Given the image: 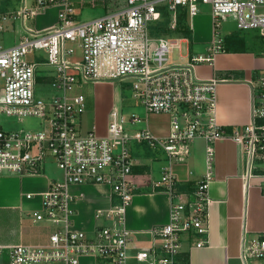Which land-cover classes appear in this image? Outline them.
Here are the masks:
<instances>
[{"label": "built area", "instance_id": "1", "mask_svg": "<svg viewBox=\"0 0 264 264\" xmlns=\"http://www.w3.org/2000/svg\"><path fill=\"white\" fill-rule=\"evenodd\" d=\"M5 1L0 0V113L37 117L47 125L36 132L6 131L0 125V173L40 175L51 157L64 173L63 182L53 183L42 194L43 211L34 213L37 221H48L56 230L46 244L9 247L10 264H80L83 256L94 257L97 264H130L132 232L126 212L135 190L130 179L133 141L164 151L170 167L185 161L196 141L206 145V173L191 194L181 193L171 168L164 169L156 186L172 197L170 221L153 231L156 244L136 253L139 264H182L185 236L207 235L217 142L232 141L242 147L245 178L260 180L264 193V73L253 91L250 122L224 127L216 115L218 80H201L194 71L195 64H212L224 51L218 32L224 16L236 15L240 32L256 30L264 41V0H21V7L8 10L3 8ZM201 4L211 6L214 19L210 55L195 58L190 65H169V54L180 49V39L168 35L177 32L181 13L196 17ZM53 7L60 8L57 25L26 27ZM87 7H103L106 14L81 22L78 10ZM166 15L169 34L165 35L158 27ZM18 22L26 35L5 47L2 35L9 24ZM117 82L132 86L134 99L147 115L171 117L169 136L159 138L148 130L127 136L125 125L141 119L117 109L110 113L106 137L94 132L82 135L78 120L87 110V98L79 89ZM39 84L51 85L59 95L39 98ZM95 184L109 185L116 203L97 213V218L105 217L111 224L89 237L73 230L68 188ZM242 247L245 264H264V234L244 239Z\"/></svg>", "mask_w": 264, "mask_h": 264}, {"label": "crops", "instance_id": "2", "mask_svg": "<svg viewBox=\"0 0 264 264\" xmlns=\"http://www.w3.org/2000/svg\"><path fill=\"white\" fill-rule=\"evenodd\" d=\"M4 5L6 10L19 8L17 3L16 6H10V3ZM59 12V7L47 9L43 15L51 19L37 29L57 25ZM196 17L191 18L188 24L193 31V48L190 39L179 38L180 43L190 44L191 47V50L188 47L189 54L182 65L192 64L195 58L208 57L215 40L213 14L210 24L204 22V18L197 20ZM235 33L239 32L223 30V39H227L230 50L217 54L212 64L198 63L194 66L199 79L218 80L216 115L218 123L224 127L244 126L250 122L253 91L264 73V46L259 32L255 42L239 33L238 43L240 48L245 49L242 52L235 50V39L231 37ZM91 88L90 94L86 95V113L93 118L88 133L106 137L110 113L118 109L127 117L141 119L135 125H125L127 136L134 137L143 130L159 138L169 136L171 117L166 114L147 115L134 99L132 90V99L126 100L123 94L120 96L117 93L116 84L99 83ZM215 151V176L209 189L211 203L205 223L208 233L205 236H185L180 255L182 264H245L242 260L243 240L264 234V193L260 180L245 178L246 158L242 147L232 141H219ZM131 152L134 167L130 179L135 190L127 208L126 224L132 232L130 264H139L136 253L156 244L153 231L170 221L172 197L156 186L164 169L170 165L164 151L152 149L146 144L131 142ZM55 164L47 159L40 175L0 173V247H3L0 264H10L9 247L46 244L56 230L50 222L37 221L34 217L35 212L43 211L42 194L53 183L64 180L59 169L53 167ZM170 168L178 181L179 190L193 189L181 193L191 194L206 173L204 141L193 143L190 156L183 162L173 163ZM68 191L71 195L73 230L92 237L97 228L111 224L105 217L97 218L99 211L107 212L116 203L109 185H71ZM29 195L32 197L29 198ZM200 241L205 242L203 247L197 246ZM80 264H97V261L92 256H83Z\"/></svg>", "mask_w": 264, "mask_h": 264}, {"label": "rangeland", "instance_id": "3", "mask_svg": "<svg viewBox=\"0 0 264 264\" xmlns=\"http://www.w3.org/2000/svg\"><path fill=\"white\" fill-rule=\"evenodd\" d=\"M11 1H5V4L10 3V6L15 5L17 3V7H21L23 4L21 3V0H12ZM200 7V13L198 14L199 16L196 17L197 20L204 18V22L211 23L212 17V8L211 6L208 5H199ZM16 8V7H15ZM79 17L78 19L81 20V22L84 21H92L96 18H100L106 14V9H103V7H96V8H91L87 7L85 9L78 10ZM51 18L47 16H44L43 13L40 14L37 18L32 19L26 23V27L35 29L39 28L43 25L44 21L49 22ZM187 24H190V18L188 17L186 20ZM204 25V24H203ZM221 25L218 29L219 34L221 37H224L223 35V30L227 31V29L231 31H237L239 33H243L246 38H248L249 41L255 42L254 39H256V36L258 35V32L256 30H251L247 32H240L238 30L237 26V16L236 15H228L224 16L221 19ZM26 32L24 31V26H22L21 23H16L14 25V28L11 27L9 24L8 30L2 35V43L5 47H11L12 45L17 44L20 41V38L25 36ZM168 36L171 38H181L180 34L178 33H170ZM193 31H192V37L190 40L192 41L191 47L195 44H193ZM261 43L263 44L262 47L264 46V41L261 38ZM191 50L190 44H183L180 43V49L179 48H173L172 52L169 54V65H177V64H184L185 62V56L189 54V48ZM32 59L33 57H29ZM49 74L54 75V72H49ZM116 84V91L117 93L121 96H124V99L126 100H131L132 99V86L128 83H121L117 82ZM93 84H90L88 86L82 87V89H79L82 91L85 95H89L91 92V87ZM37 94L38 97L41 99L45 100H51L53 99L54 96L59 95L57 91L51 86L47 84H39L37 86ZM138 102V101H137ZM139 104V103H138ZM140 105V104H139ZM141 106V105H140ZM118 110V109H117ZM120 111V110H118ZM126 115V114H124ZM128 116V115H126ZM93 123V118L89 117V115L85 112V114L82 116L80 121L78 120V126L79 129H81L82 135H87L88 132L91 130V126ZM0 125L2 128L6 131H16V132H29V131H44L47 125V122L43 119L37 118V117H18V116H8L6 114L0 113ZM50 161H54V158H49ZM55 162V161H54ZM56 165V166H55ZM53 167L56 169H59L57 164H55ZM60 171V175L64 178V173L62 170Z\"/></svg>", "mask_w": 264, "mask_h": 264}, {"label": "trees", "instance_id": "4", "mask_svg": "<svg viewBox=\"0 0 264 264\" xmlns=\"http://www.w3.org/2000/svg\"><path fill=\"white\" fill-rule=\"evenodd\" d=\"M187 18L188 17L186 15V13L183 12V13L180 14L179 25H178V29H177L176 33L180 34L181 35L180 37H184V38L190 39L192 37V31H191L190 26L186 22ZM168 20H169V16L166 15L165 20L159 24L160 26L158 27V29H159V32L161 34L162 33L165 34V35L169 34L168 33V29H167ZM231 37H234V39H235V41H234L235 43H233V44L236 45L235 50L240 51V52L244 51L245 49L244 48H240V45H239L238 40H237V38L239 39V37H240L239 33H235ZM240 39H242V38H240ZM229 41H230V38H229ZM224 50H226V51L230 50L228 48V41L225 38H224ZM178 190H179V186H178ZM180 190L179 191L182 192V191H192L193 189L192 188L191 189H187V188L186 189H182V188H180Z\"/></svg>", "mask_w": 264, "mask_h": 264}]
</instances>
